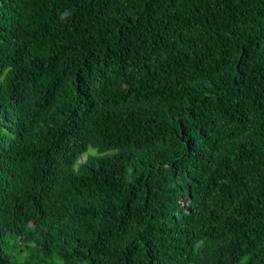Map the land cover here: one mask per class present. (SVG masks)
<instances>
[{"label": "trees", "instance_id": "16d2710c", "mask_svg": "<svg viewBox=\"0 0 264 264\" xmlns=\"http://www.w3.org/2000/svg\"><path fill=\"white\" fill-rule=\"evenodd\" d=\"M0 264H264V0H0Z\"/></svg>", "mask_w": 264, "mask_h": 264}, {"label": "rangeland", "instance_id": "374dc122", "mask_svg": "<svg viewBox=\"0 0 264 264\" xmlns=\"http://www.w3.org/2000/svg\"><path fill=\"white\" fill-rule=\"evenodd\" d=\"M86 159V156H83L79 161H84ZM6 251L8 253H12L17 251V246L14 240H9V242L5 245Z\"/></svg>", "mask_w": 264, "mask_h": 264}]
</instances>
